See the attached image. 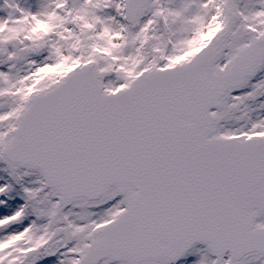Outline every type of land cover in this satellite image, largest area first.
I'll return each instance as SVG.
<instances>
[{"label": "snow or ice", "instance_id": "obj_1", "mask_svg": "<svg viewBox=\"0 0 264 264\" xmlns=\"http://www.w3.org/2000/svg\"><path fill=\"white\" fill-rule=\"evenodd\" d=\"M0 264H264V0H0Z\"/></svg>", "mask_w": 264, "mask_h": 264}]
</instances>
